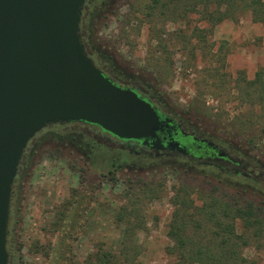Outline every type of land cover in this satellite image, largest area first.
I'll return each mask as SVG.
<instances>
[{
    "label": "rangeland",
    "instance_id": "374dc122",
    "mask_svg": "<svg viewBox=\"0 0 264 264\" xmlns=\"http://www.w3.org/2000/svg\"><path fill=\"white\" fill-rule=\"evenodd\" d=\"M145 2L93 0L86 19L91 45L108 53L117 72L150 85L173 110L193 115L264 170V119L255 120L260 111L254 95L244 94L246 81L264 68V25L249 11L214 24L194 11L180 17L181 7L149 15ZM57 139L39 136L15 187L12 264H83L98 247L118 255L125 229L131 234L125 245L134 248L139 264H173L178 257L168 230L174 214L188 221L194 211L180 200L200 205L211 197L233 208L252 205L258 221L241 256L264 264V178L209 166H114L111 153L86 159L69 139ZM125 210L132 214L119 221ZM61 211L68 220H55ZM243 230L238 219L235 232Z\"/></svg>",
    "mask_w": 264,
    "mask_h": 264
},
{
    "label": "water",
    "instance_id": "95a60500",
    "mask_svg": "<svg viewBox=\"0 0 264 264\" xmlns=\"http://www.w3.org/2000/svg\"><path fill=\"white\" fill-rule=\"evenodd\" d=\"M86 0H0V264L15 177L29 142L52 124L85 121L120 138H153L152 105L105 76L81 34Z\"/></svg>",
    "mask_w": 264,
    "mask_h": 264
},
{
    "label": "flooded vegetation",
    "instance_id": "af4514ba",
    "mask_svg": "<svg viewBox=\"0 0 264 264\" xmlns=\"http://www.w3.org/2000/svg\"><path fill=\"white\" fill-rule=\"evenodd\" d=\"M92 3L93 0H86L80 23L82 40L87 52L103 74L109 77L113 83L122 88L134 90L152 105L162 121L161 127L156 131L155 137L146 139L120 138L97 124L85 121L52 124L38 132L24 152L13 185L7 238L9 264L13 263V254L10 248V235L12 233L10 222L13 215L12 205L15 187L21 186V179L34 154L33 148L38 144L39 136L43 133L52 134L54 141L57 142H60L57 138L69 139V147H73L76 152L82 153L86 159L98 157L104 152L111 153V164L114 166L124 165L140 168L149 166L153 169L164 165L176 168L184 165V168L189 169L209 166L229 175L264 178V170L246 160L238 148H229L220 138H214L193 115L184 113L182 110H173L159 91L133 77L127 78L115 70L109 62L108 53L106 51L98 52L99 49L91 45L86 19L91 14ZM55 134H59V136Z\"/></svg>",
    "mask_w": 264,
    "mask_h": 264
},
{
    "label": "trees",
    "instance_id": "16d2710c",
    "mask_svg": "<svg viewBox=\"0 0 264 264\" xmlns=\"http://www.w3.org/2000/svg\"><path fill=\"white\" fill-rule=\"evenodd\" d=\"M145 3L144 8L149 15L157 10L171 13L181 7L180 17H185L194 11L201 14L202 19L214 24L225 18L233 19L237 12L249 11L253 21L264 25V0H146ZM248 85L250 90H244V94L254 95L255 106L260 111L255 120L257 121L258 117L264 119V68L260 69L252 80L246 81L244 86ZM188 199L180 200L181 205L185 206L186 210L192 208L196 213L194 211L188 213L190 219L187 221L185 220L187 217L175 212L173 223L168 230L169 236L175 240L176 245L172 251L178 257L173 264H255L247 263V260L241 256V250L249 240L248 231L252 230L251 228L258 221L254 217L251 204L245 208H233L221 203L220 199L211 197L203 200L200 205H190L193 200L190 199L192 202L189 203ZM123 209L127 208L124 206ZM60 213L55 220L68 218L67 212ZM131 214L132 211L125 210L118 214L117 219L127 220ZM238 219H242L248 230L237 234L235 226ZM122 238V248L118 255L98 247L94 254L91 253L86 257L83 264H139L135 260L134 248L125 245L124 242L131 239L128 229H125Z\"/></svg>",
    "mask_w": 264,
    "mask_h": 264
}]
</instances>
